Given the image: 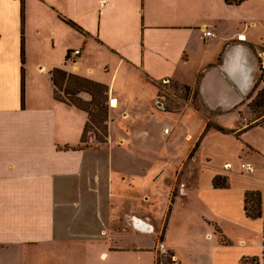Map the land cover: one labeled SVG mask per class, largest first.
I'll return each mask as SVG.
<instances>
[{"label": "crops", "instance_id": "obj_1", "mask_svg": "<svg viewBox=\"0 0 264 264\" xmlns=\"http://www.w3.org/2000/svg\"><path fill=\"white\" fill-rule=\"evenodd\" d=\"M217 6L214 0H0V264H58L54 256L69 255L77 235L99 225L105 234L112 217L109 202H88L109 183L96 158L104 151L74 149L89 115L55 98L52 72L109 88L111 136L114 111H150L157 94L151 81L195 88L206 109L229 112L243 104L259 76L253 50L264 47V0H218ZM208 31L215 36L206 37ZM75 50L80 55L70 58ZM207 117V124L214 122ZM249 130L231 134L242 140ZM159 135L166 137L163 130ZM244 140L240 165L231 158L215 170L210 165L214 193L226 196L243 162L255 166L251 178L263 180L252 159L258 151ZM217 176L229 177L228 189L214 188ZM249 193L261 194L260 219L246 216ZM240 202L264 241V189L244 188ZM261 249L241 260L264 264V243ZM120 251L104 246L101 260Z\"/></svg>", "mask_w": 264, "mask_h": 264}, {"label": "rangeland", "instance_id": "obj_2", "mask_svg": "<svg viewBox=\"0 0 264 264\" xmlns=\"http://www.w3.org/2000/svg\"><path fill=\"white\" fill-rule=\"evenodd\" d=\"M217 5L218 0H214V10ZM253 51L259 76L243 104L229 112L206 109L195 88L189 87V90L172 80L151 81L157 94L150 111L141 109L138 114L125 115L114 111L111 136L108 95V138L104 140L98 129L97 135L92 133L95 140L89 134L82 148L104 151L96 158L101 167H106L109 183L88 202H109L111 211L108 209V213H112V217L104 223L105 227L107 224L105 234L103 225H99L90 228L86 236L77 235L68 248L69 255L54 256L56 263L240 264L243 256L261 254L264 241L260 226L246 220L240 198L246 187L257 185L264 189L263 127L252 128L244 134L258 151L252 159L261 165L263 180L251 178L253 173L242 169V165L254 169L255 166L243 162L240 170L247 175H240L242 173L236 170L238 175L233 176L226 196L214 193L209 182L213 173L212 168L209 169L211 164L214 170L230 158L239 164L240 154L248 148L244 138L240 140L232 134L241 136L242 129L264 125V104L256 106L257 99L264 100V79H260L261 69L264 71V47ZM57 94L67 99L61 91ZM195 103L204 114L192 108L196 107ZM207 116L213 117L214 122L207 124ZM144 118L147 120H141ZM168 128L169 135L160 137L159 132L164 133ZM97 136L104 141H98ZM231 168L225 170L231 171ZM224 178L229 183V177ZM174 195L175 203L171 205ZM94 219L100 222L103 218L94 214ZM104 246L107 250L121 251L102 261Z\"/></svg>", "mask_w": 264, "mask_h": 264}, {"label": "trees", "instance_id": "obj_3", "mask_svg": "<svg viewBox=\"0 0 264 264\" xmlns=\"http://www.w3.org/2000/svg\"><path fill=\"white\" fill-rule=\"evenodd\" d=\"M70 55V54H69ZM68 55V56H69ZM260 79H264V71L261 69ZM52 80L56 87L55 90V98L58 101L74 105L78 109L88 113L89 121L86 124L84 129V134L81 141L82 148L87 143V137L91 133H95L97 135L98 129L101 130V135L104 140L108 138V126L107 120L109 115V107L107 105V98L109 93V88L106 85L94 83L85 79H82L78 76L68 74L61 70H54L52 72ZM190 90V88L188 87ZM61 91L62 94L67 98L66 100L60 97L57 92ZM81 94H88L91 97L90 101H85L81 98ZM198 93L196 92V96ZM195 102V98L193 99ZM105 101V103H104ZM264 104V100L261 97L256 100L257 108L262 107ZM202 105V104H201ZM197 109H200L201 106L195 103ZM203 108V105H202ZM105 123V125H103ZM263 127L264 125H256L254 127L246 128L245 130H249L252 128ZM97 130H95V129ZM218 128V127H217ZM220 129V128H218ZM221 130V129H220ZM98 141H104L98 138ZM198 147V146H197ZM196 151V150H195ZM213 186L215 189H228L229 183L227 178H222L221 176H217L213 180ZM176 195H174V198ZM174 199L172 204H174ZM245 212L246 216L252 220H257L262 217V197L260 193H249L246 195L245 199ZM264 234V232H263ZM264 259V257H263ZM260 264L261 260L259 258H243L241 260V264Z\"/></svg>", "mask_w": 264, "mask_h": 264}, {"label": "built area", "instance_id": "obj_4", "mask_svg": "<svg viewBox=\"0 0 264 264\" xmlns=\"http://www.w3.org/2000/svg\"><path fill=\"white\" fill-rule=\"evenodd\" d=\"M204 35L206 37H213L215 36L212 32H204ZM78 55H80V51L79 50H75L72 54H70V58H73V57H77ZM113 102V101H112ZM110 106L112 107V103L110 104ZM170 133V129H165L164 131V134L165 135H169ZM231 166L228 164L226 165V168H230ZM246 169L247 172L249 173H254L255 172V169L253 167H250L249 165H242V169Z\"/></svg>", "mask_w": 264, "mask_h": 264}]
</instances>
